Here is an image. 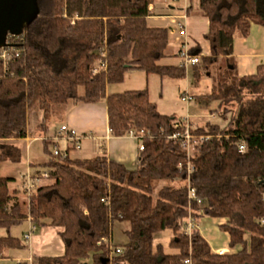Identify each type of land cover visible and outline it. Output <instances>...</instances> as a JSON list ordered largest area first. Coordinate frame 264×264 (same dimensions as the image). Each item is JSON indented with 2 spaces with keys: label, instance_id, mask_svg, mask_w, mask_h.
I'll use <instances>...</instances> for the list:
<instances>
[{
  "label": "trees",
  "instance_id": "1",
  "mask_svg": "<svg viewBox=\"0 0 264 264\" xmlns=\"http://www.w3.org/2000/svg\"><path fill=\"white\" fill-rule=\"evenodd\" d=\"M34 1L38 16L23 33L8 37L17 52L0 60V167L21 162L22 148L13 140L27 137L30 112L42 114L44 131L69 102L105 101L111 134L141 133L144 150L134 171L107 156L73 159L49 153L36 174L46 172L53 183L28 197V213L19 202L10 204L14 179L0 172V230L7 232L0 236V255L21 247L10 230L31 216L39 226L61 228L65 248L62 256L40 257L37 264H185L187 259L264 264V65L241 77L234 59L236 37H248L254 24L264 27V0H199L209 22L210 54L195 50L202 61L192 72L197 83L206 77L213 81L211 93L199 102H220L222 116L229 105H237L227 127L206 124L194 130L214 137L197 147L190 185L205 203L204 215L226 220L221 228L229 247L237 250L223 255L215 254L197 230L191 239L181 232L189 200L186 171L178 166L187 158L180 143L169 139L181 122L161 114L147 89L107 93L131 69L161 78L186 76L184 68L160 65L170 31L148 24L157 0ZM239 142L246 153L238 151ZM43 143L46 153L49 144L57 146L51 137ZM117 220L129 224L120 255L111 254L105 243ZM166 231L174 233L169 248L175 253L154 244L155 235Z\"/></svg>",
  "mask_w": 264,
  "mask_h": 264
},
{
  "label": "rangeland",
  "instance_id": "2",
  "mask_svg": "<svg viewBox=\"0 0 264 264\" xmlns=\"http://www.w3.org/2000/svg\"><path fill=\"white\" fill-rule=\"evenodd\" d=\"M174 1V0H171ZM184 0H176L180 3L179 5H171L174 7H179L182 5ZM168 6V5H167ZM187 14V12H186ZM177 37L183 36L176 31L175 35L170 34L169 36V45L168 47H174ZM181 40V41H182ZM187 42V41H186ZM182 44V43H181ZM181 47V45H180ZM202 61V60H201ZM176 62V61H174ZM201 64V63H200ZM199 64V65H200ZM98 67V63L96 64ZM193 66H189L186 70V76L181 79H169L161 78L156 74H146L142 70L131 69L128 70L124 78L119 83L110 84L107 88L111 93H122L125 91H131L139 88L147 89L149 98L153 102L157 110L164 115L174 116L177 122H182L185 119H189L191 124L195 128L205 127L206 124H217L221 128L228 126L230 117L233 113L237 111V105H229L227 115L222 116L224 112V106H221L218 101H211L210 103L206 102H197L196 98H191L189 101H183L182 98L188 97V95L196 94L198 95V88L204 90L208 86L205 81H200L199 83L194 81L193 77ZM214 74V73H212ZM210 78V77H206ZM211 79V78H210ZM212 80V79H211ZM213 86V81H211ZM212 90H210L211 92ZM79 93H83V88L79 89ZM64 108L61 109L58 116H51L48 120L46 126L47 130H41L38 126L42 124V114H35L30 112L28 117V131L29 136L31 137V144L27 143L28 148L26 149L25 143L19 142L18 145L22 148V159L20 163H10L5 162L0 167V172L4 177H15L19 183L24 186L26 181V172L27 168L32 169V175H35L36 166L34 164H40L41 162H47L49 160V153H53L55 146L53 144L48 145V152L44 150L43 138H54L59 130L61 125V117ZM215 114L213 119L209 115ZM40 136V137H38ZM37 137V141H33V138ZM60 149H65V143L59 141L57 143ZM75 152V151H73ZM72 152V153H73ZM79 156V155H78ZM32 163V166H31ZM35 167V168H34ZM53 183L51 180H45L44 183H41L40 186L50 185ZM20 185L16 184L14 188L10 189V192L13 196L11 205L16 201L19 202L23 212L28 213V197L24 190L18 191L17 188ZM164 186V182L156 185V190L154 196L156 197L157 191ZM23 189V187H22ZM223 219L215 218L203 215L196 220L197 231L207 240L211 250L216 253L218 251H223L224 253H232L237 249H231L229 247V237L228 234L223 231L221 225L223 224ZM37 224V223H36ZM129 228L128 222L115 221L112 225V233L110 243L114 247L122 248L128 242L126 231ZM49 233H52V229L48 228ZM43 231L42 226H37V231L34 235H38ZM28 232V224L24 222L21 225L15 226L10 230V234L16 236L21 244L20 248L7 250L4 253L2 258L0 255V264H19L22 260L24 261L29 256L27 249L28 243L24 240L23 234ZM5 230H0V235H6ZM33 235V236H34ZM174 236L173 232H159L154 237L155 245H162L166 253L172 254L175 251L169 248V241L171 237ZM30 257V256H29ZM20 260V261H18Z\"/></svg>",
  "mask_w": 264,
  "mask_h": 264
},
{
  "label": "crops",
  "instance_id": "3",
  "mask_svg": "<svg viewBox=\"0 0 264 264\" xmlns=\"http://www.w3.org/2000/svg\"><path fill=\"white\" fill-rule=\"evenodd\" d=\"M175 2L176 0H157L153 5H151L150 16L148 18L149 26L169 29L174 26L173 21L175 17L182 16L185 12H187V18L185 21L186 45L191 52L199 49L202 56H208L210 54V46L205 40V35L208 32L209 22L199 10V0H184L182 5L179 7L171 6L175 5ZM176 4L179 5L180 3L176 2ZM184 42L185 41L182 40V43ZM180 45L181 42L176 41L174 47H168L166 50V56L161 60L160 65L181 67V60L178 56L179 49L181 48ZM234 59L236 61L239 76H252L256 74L258 68L264 65V27L254 24L251 27L248 37H236L234 41ZM201 81H205L208 86H206L204 90H200L198 88L196 90L199 93L198 95H188L191 98H196L198 103L200 98L209 95L211 93L210 90H212V80L210 78H204ZM143 89L144 88H139L135 90ZM107 93L109 94L111 92L107 90ZM209 116L213 119L215 118V114H210ZM60 119L62 122L60 127L63 125L68 126L77 133L86 137L82 142V148L80 151L70 152V156L73 159H92L97 156H107L109 160L122 164L130 171L137 169L139 163L140 153L138 148L140 142L138 139L130 136L129 134L123 137H115L111 134L105 101L91 104H73L72 102H69L64 107V111ZM189 122L191 123L190 120ZM55 137H51L53 141ZM37 140V137L33 138V141ZM13 141L17 143H25L27 149V143L31 144L28 126L27 137L22 140ZM59 141L64 142L66 145V142L63 139H58V142ZM34 165L36 166V168L34 167L35 171L42 170V168L38 167V164ZM27 172L32 173V169L27 168L24 174ZM10 178L14 179V181L9 185L10 189L14 188V186L18 184L20 186L17 190H23V186L19 183L17 178ZM44 181L42 183H44ZM15 196L17 197V195ZM223 221L224 224L226 220L223 219ZM25 222H27L29 229L30 224L28 219ZM37 226L39 225L37 224ZM42 227L43 231L38 235H34L30 243L27 242V249L30 257L28 256V258L24 261L18 260L20 261L19 264H37V259L40 257H57L64 254V244L59 235L62 229L51 226ZM48 228L52 229V233H49ZM24 235L25 233L23 236ZM14 237L17 238L16 236ZM4 253L1 255V257L3 256L2 258H5ZM31 259L32 262H30Z\"/></svg>",
  "mask_w": 264,
  "mask_h": 264
},
{
  "label": "built area",
  "instance_id": "4",
  "mask_svg": "<svg viewBox=\"0 0 264 264\" xmlns=\"http://www.w3.org/2000/svg\"><path fill=\"white\" fill-rule=\"evenodd\" d=\"M187 18L186 12L179 17H175L173 21V27L169 28L170 34L175 35L176 31L180 34V36H183L185 41L182 43V38L177 37V41L181 42V48L179 49L178 56L181 60V68H184L187 70L189 66H197L201 63V57L197 55L194 52H191L187 45H186V26L185 21ZM8 44V43H7ZM15 51L14 48H12V45L8 44L7 47L0 49V60L3 62H6L9 60L12 56V54ZM104 53H102L103 55ZM183 101H189L191 100V97H183ZM196 128L189 122L188 119L183 120L181 123H177L175 125V131L174 133L169 137L170 140L178 141L181 145L182 151L185 153L187 158L186 164H180L178 167L180 169H184L186 171L187 176V184H188V206H187V217L182 222L181 226V232L185 234L186 236L191 239L192 234L197 229L196 226V216L199 215L200 217L204 215L203 207H205V203L197 196L196 190L190 185V176L194 171V165L192 163V158L195 156L197 147L201 146L204 143H207L211 141L214 137L212 134H195L194 130ZM130 136L135 137L139 140V153L144 150V145L141 140L142 134H136L133 131L129 132ZM85 136L77 133L75 130L69 128L68 126H62L58 132V135L55 137L54 142L57 145L58 139H63L66 142L65 149H60L58 145L54 148L53 155L56 157H67L70 156L71 151H80L82 148V142L85 140ZM238 151L242 154L247 152V147L244 142L237 143ZM44 180H49V176L46 172H42L40 174L32 175L31 173H28L26 175V181L23 186L24 192L27 194V197H30L34 191H36L37 188L40 187V184ZM102 202H105V199L102 200ZM29 221V229L28 232L25 233L23 236L24 240L28 243L31 242L32 237L34 233L37 231V224L33 217L28 216ZM262 223H264V219H262ZM105 243H108L110 245L111 254L120 255L122 254V249L119 247L115 249L111 243L108 240H105ZM191 250V249H190ZM215 254L217 255H223L225 254L223 251H218ZM32 262V259L30 260ZM185 264H192L190 259H187L185 261Z\"/></svg>",
  "mask_w": 264,
  "mask_h": 264
},
{
  "label": "water",
  "instance_id": "5",
  "mask_svg": "<svg viewBox=\"0 0 264 264\" xmlns=\"http://www.w3.org/2000/svg\"><path fill=\"white\" fill-rule=\"evenodd\" d=\"M38 12L34 0H0V49L8 46L9 36L23 33Z\"/></svg>",
  "mask_w": 264,
  "mask_h": 264
}]
</instances>
